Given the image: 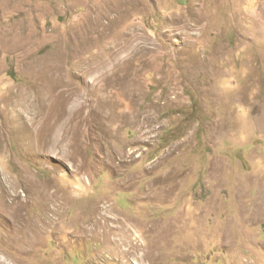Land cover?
<instances>
[{
	"label": "rangeland",
	"instance_id": "obj_1",
	"mask_svg": "<svg viewBox=\"0 0 264 264\" xmlns=\"http://www.w3.org/2000/svg\"><path fill=\"white\" fill-rule=\"evenodd\" d=\"M0 178L26 222L58 189L62 225L132 230L120 253L50 229L27 264H264V0H0Z\"/></svg>",
	"mask_w": 264,
	"mask_h": 264
},
{
	"label": "bare ground",
	"instance_id": "obj_2",
	"mask_svg": "<svg viewBox=\"0 0 264 264\" xmlns=\"http://www.w3.org/2000/svg\"><path fill=\"white\" fill-rule=\"evenodd\" d=\"M59 92L60 93L58 94L61 96L63 91ZM45 102L46 100H43V106H46ZM52 119L53 118L51 116L46 117V120H48L49 123L52 121ZM41 120L42 118L38 116L36 120L33 119V122L36 125ZM62 124L63 133H61L59 136L60 138L58 139V142H70V136L75 139L76 133L78 131V125H69L68 121H65V123L63 122ZM22 125H25V129L28 128V126H26L25 120ZM0 183L2 184H0V205L7 207L6 209L9 210H14L16 208V214L15 216L13 215V220L11 222L7 221L6 217L3 215H0V217L5 220L6 227L8 228L6 232V239L10 243V248L17 251L16 256H12L14 259L7 260V258L3 259L0 257V264H27V261L24 260V257L33 255L39 246L41 238L50 229H56V234L59 235L62 243L64 244L68 245L72 243L71 241H76V239H78L77 237L90 240L94 238H100L107 244H113L116 247L114 249H117L120 253L125 251L123 250V246L131 239V227L125 223L118 224L119 221L117 219L112 220L109 217V215L112 213V208H106L104 205L100 208H96V212H93L94 210H86L78 214V216L71 218L68 223L62 225V209H64V206L68 203V200L65 198V196H63L64 194H58V189L53 191L45 189L43 193L38 194L36 203L40 205L41 210L39 211L41 212V216L38 219L33 218L32 220L26 222V219L24 218L23 207L25 208V205L28 201L25 202L20 198V187H11L12 184L5 186L3 185L1 178ZM102 203L103 202L101 201V204ZM81 222L82 226L80 225ZM115 223L118 225L114 226ZM76 225L79 227V232L77 233H75L76 231L73 230L74 226ZM136 249L137 247L132 248L133 253L136 251Z\"/></svg>",
	"mask_w": 264,
	"mask_h": 264
}]
</instances>
